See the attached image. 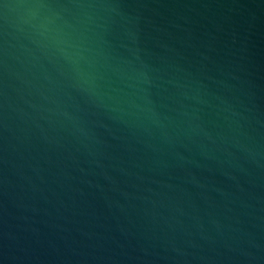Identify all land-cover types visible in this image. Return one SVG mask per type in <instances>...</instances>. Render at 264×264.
Wrapping results in <instances>:
<instances>
[{"label":"water","instance_id":"obj_1","mask_svg":"<svg viewBox=\"0 0 264 264\" xmlns=\"http://www.w3.org/2000/svg\"><path fill=\"white\" fill-rule=\"evenodd\" d=\"M0 264H264V0H0Z\"/></svg>","mask_w":264,"mask_h":264}]
</instances>
